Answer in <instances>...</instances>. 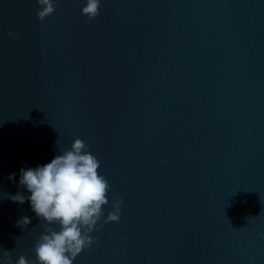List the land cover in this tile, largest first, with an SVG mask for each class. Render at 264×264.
Listing matches in <instances>:
<instances>
[{
    "label": "water",
    "instance_id": "obj_1",
    "mask_svg": "<svg viewBox=\"0 0 264 264\" xmlns=\"http://www.w3.org/2000/svg\"><path fill=\"white\" fill-rule=\"evenodd\" d=\"M85 3L0 0V251L35 261L6 193L81 139L123 204L74 264H264V0Z\"/></svg>",
    "mask_w": 264,
    "mask_h": 264
},
{
    "label": "clouds",
    "instance_id": "obj_2",
    "mask_svg": "<svg viewBox=\"0 0 264 264\" xmlns=\"http://www.w3.org/2000/svg\"><path fill=\"white\" fill-rule=\"evenodd\" d=\"M37 18L43 22L57 10L56 0H36ZM101 0H86L82 15L88 21L100 15ZM13 39L18 35L9 32ZM58 140L56 141L57 144ZM100 161L88 151L81 139H76L70 150L56 155L50 163L20 170L19 185L30 195L6 193L13 203L30 208L43 223L44 231L34 244L35 261L21 255L15 264H74L76 257L98 241L92 236L109 223H119L122 198L112 197L113 211L104 218L103 208L109 205L111 187L99 174ZM15 173L9 180L15 182ZM102 221V222H101ZM31 219L17 221L16 227L27 229ZM53 225L59 226V231ZM264 238V233L259 234ZM0 264H14L12 251H0Z\"/></svg>",
    "mask_w": 264,
    "mask_h": 264
}]
</instances>
